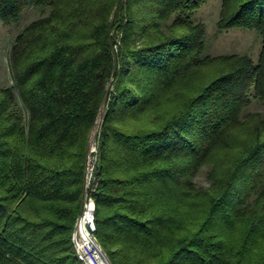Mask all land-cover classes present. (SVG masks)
Masks as SVG:
<instances>
[{
    "label": "trees",
    "instance_id": "trees-1",
    "mask_svg": "<svg viewBox=\"0 0 264 264\" xmlns=\"http://www.w3.org/2000/svg\"><path fill=\"white\" fill-rule=\"evenodd\" d=\"M204 1L0 0L3 22L48 8L9 51L25 115L0 87V264H78L101 106L94 233L111 264H264V119L242 115L264 103V0H220L215 23L255 30V61L203 54Z\"/></svg>",
    "mask_w": 264,
    "mask_h": 264
},
{
    "label": "rangeland",
    "instance_id": "rangeland-1",
    "mask_svg": "<svg viewBox=\"0 0 264 264\" xmlns=\"http://www.w3.org/2000/svg\"><path fill=\"white\" fill-rule=\"evenodd\" d=\"M220 9V0H205L193 13L192 20L202 23L204 26V51L203 54L215 56L220 54H246L252 60H256L261 46L259 34L253 29L230 28L218 31L215 23ZM48 13L46 6L29 5L22 11L15 22L0 21V87L12 86L13 79L9 66V51L15 35L30 21ZM115 33V29L112 30ZM16 98V106L25 115L16 88L13 87ZM257 112L264 119V103L251 98L247 106L242 110V115ZM97 125V124H96ZM95 125V135L97 126ZM209 165H203L196 172L192 181L197 188H205L210 184L207 172Z\"/></svg>",
    "mask_w": 264,
    "mask_h": 264
},
{
    "label": "built area",
    "instance_id": "built-area-1",
    "mask_svg": "<svg viewBox=\"0 0 264 264\" xmlns=\"http://www.w3.org/2000/svg\"><path fill=\"white\" fill-rule=\"evenodd\" d=\"M116 37L113 49H117L119 43ZM95 126L90 134L84 170V187L79 212L74 220L70 233V241L73 253L78 264H111L110 260L95 237L94 224V199L92 192L95 189L96 167L98 162Z\"/></svg>",
    "mask_w": 264,
    "mask_h": 264
},
{
    "label": "water",
    "instance_id": "water-1",
    "mask_svg": "<svg viewBox=\"0 0 264 264\" xmlns=\"http://www.w3.org/2000/svg\"><path fill=\"white\" fill-rule=\"evenodd\" d=\"M101 111H102V106H101V108H100V111H99V113H98V116H97V122H96V124L98 123V120H99V118H100ZM96 124H95V125H96Z\"/></svg>",
    "mask_w": 264,
    "mask_h": 264
}]
</instances>
